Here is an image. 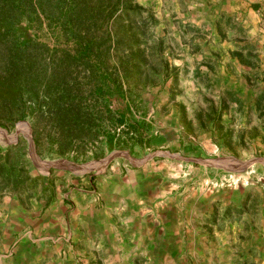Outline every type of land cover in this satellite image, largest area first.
Here are the masks:
<instances>
[{
  "label": "crops",
  "instance_id": "obj_1",
  "mask_svg": "<svg viewBox=\"0 0 264 264\" xmlns=\"http://www.w3.org/2000/svg\"><path fill=\"white\" fill-rule=\"evenodd\" d=\"M180 2L186 8L178 11L182 21L207 23L217 39L220 15L231 16L248 35L251 29L264 31V0ZM226 37L219 50L231 56L222 55L220 75L204 72L239 97L240 83L258 67L238 58L247 50H240L243 43L228 44ZM261 37L256 41L264 42ZM102 138L91 158L96 163L87 165L75 154L58 174L65 177L62 185L50 180L34 189L30 206L2 214L0 242L14 248H0V264H264V199L258 188L250 193L191 185L178 162L196 163L184 159L197 157L200 147L193 142L138 156L121 134L112 144Z\"/></svg>",
  "mask_w": 264,
  "mask_h": 264
},
{
  "label": "rangeland",
  "instance_id": "obj_2",
  "mask_svg": "<svg viewBox=\"0 0 264 264\" xmlns=\"http://www.w3.org/2000/svg\"><path fill=\"white\" fill-rule=\"evenodd\" d=\"M100 1L104 0H90L89 5ZM133 2L146 9L143 15L130 16V19L125 17L124 21L118 15L108 25L104 23L97 37L110 31L111 39L119 38L121 42L119 50L110 51L105 62L113 79L109 84V107L123 113L127 123H140L143 130L140 134H132L125 124H122L125 128H120L121 125L113 120L105 121L103 127L121 132L120 141L126 146L136 147L138 156L155 149H168L171 143L189 141L200 147L195 154L197 157L264 158V98L261 108L254 104L256 96L264 90V42L256 41L262 39L264 31L251 29L248 35L244 28L245 33L228 30L221 35L217 29L220 33L217 39L218 34L212 35L207 23L196 25L182 21L186 18H182L180 13L186 8L180 0ZM44 3L46 13L42 8L34 11V20L28 31L36 44L46 45L44 52L38 50L34 53V57L43 59V64L50 59L48 49H73V43L68 42L62 32V24L49 25L46 15L56 14L54 0H45ZM38 4L39 0H34L35 8ZM262 27L264 29V24ZM228 32L230 34L226 37ZM134 34L140 37V45L131 48L128 41ZM224 36L231 45L249 43L250 48L241 51L243 56L238 58L258 67L247 82L242 80L238 87L240 91H235L240 95L239 102L233 101L226 93L224 83L211 82L204 72L220 75L222 55L223 59L231 56L228 49L219 50ZM254 38L257 46L250 42ZM207 47L211 50H206ZM125 48L128 49L123 50ZM72 72L84 85L80 88V95L86 98L89 89L85 85L86 72L78 69ZM86 100L87 105L92 104L91 98ZM0 124L5 130L0 129V222L4 220L2 214L11 210L15 212L20 205L30 206L35 188H43L50 180L62 185L65 177L58 174L64 171L66 160L74 159L71 157L75 154L80 162L87 165L96 163L91 158L103 139V135L96 138L84 133L71 146L45 118H36L32 114L24 120L14 119L12 122L0 114ZM168 127L169 130L166 129ZM157 154L162 157L167 153ZM178 163L182 165L186 180L195 187L211 190L236 187L248 189L250 193L258 188L264 199V163H255L241 172L200 163ZM37 176L39 180L35 181ZM1 230L0 227V234ZM5 242V239L0 242L2 251L14 248L12 244L4 246Z\"/></svg>",
  "mask_w": 264,
  "mask_h": 264
},
{
  "label": "trees",
  "instance_id": "obj_3",
  "mask_svg": "<svg viewBox=\"0 0 264 264\" xmlns=\"http://www.w3.org/2000/svg\"><path fill=\"white\" fill-rule=\"evenodd\" d=\"M44 1L39 0L35 8L34 0H0V114L6 115L11 122L24 120L31 114L45 118L71 146L84 133L96 138L103 135L109 144L116 142L121 132L106 130L103 127L105 121L125 124L129 132L140 134L143 130L140 123H127L123 113L109 107V84L113 79L105 62L110 51L119 50L121 42L119 38L111 39L110 31L100 37L97 33L105 22L108 25L118 15L124 21L125 17H140L146 9L134 0H104L96 5H89L90 0H54L56 14L46 15L49 25L60 22L66 40L73 43V49L52 47L47 51L51 62L43 64L42 58L34 57V53L38 50L44 52L46 45L36 44L28 31L34 20V11L42 8L46 13ZM216 26L220 32L235 30L245 33L231 16H218ZM248 44H242L240 50L250 48ZM139 45L140 37L134 34L128 46ZM76 69L86 72L85 85L89 88L86 98L80 95V88L84 85L72 72ZM226 93L233 101H240L231 90L226 89ZM90 98L92 104L87 105L86 99ZM263 98L264 90L256 96V108H261Z\"/></svg>",
  "mask_w": 264,
  "mask_h": 264
},
{
  "label": "water",
  "instance_id": "obj_4",
  "mask_svg": "<svg viewBox=\"0 0 264 264\" xmlns=\"http://www.w3.org/2000/svg\"><path fill=\"white\" fill-rule=\"evenodd\" d=\"M0 129L4 130V128L0 127ZM5 131V130H4ZM30 142L32 140L30 139ZM188 161L200 163L205 166H211L215 168H221L225 171L231 172H241L245 171L250 168L255 163H264V158H254L250 160H240L235 157H228V158H204V157H188L184 158Z\"/></svg>",
  "mask_w": 264,
  "mask_h": 264
},
{
  "label": "built area",
  "instance_id": "obj_5",
  "mask_svg": "<svg viewBox=\"0 0 264 264\" xmlns=\"http://www.w3.org/2000/svg\"><path fill=\"white\" fill-rule=\"evenodd\" d=\"M120 128H125L124 125H121ZM118 131L120 130L119 128L117 129Z\"/></svg>",
  "mask_w": 264,
  "mask_h": 264
}]
</instances>
